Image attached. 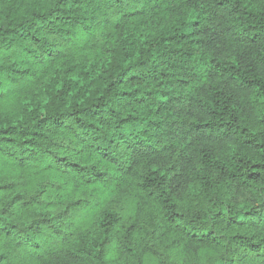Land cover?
<instances>
[{
    "label": "trees",
    "instance_id": "trees-1",
    "mask_svg": "<svg viewBox=\"0 0 264 264\" xmlns=\"http://www.w3.org/2000/svg\"><path fill=\"white\" fill-rule=\"evenodd\" d=\"M0 264H264V0H0Z\"/></svg>",
    "mask_w": 264,
    "mask_h": 264
}]
</instances>
